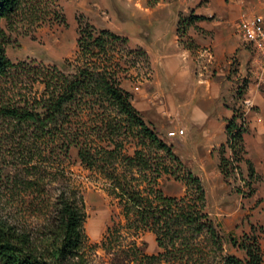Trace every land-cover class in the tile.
<instances>
[{
    "label": "rangeland",
    "instance_id": "obj_1",
    "mask_svg": "<svg viewBox=\"0 0 264 264\" xmlns=\"http://www.w3.org/2000/svg\"><path fill=\"white\" fill-rule=\"evenodd\" d=\"M242 14L264 17V0H20L14 12L0 19V46L8 60L0 74V216L17 214L11 219L26 223L28 229L39 221L29 216L25 206L20 204L21 198L16 201L12 194L14 176L22 174L26 166L33 136L29 124L12 116L10 110H42L47 95L42 82L44 74L55 68L65 74L73 73L80 27L90 25L94 33L109 29L127 37V42L111 44L106 54L95 56L96 63L111 65L121 86L130 92L135 107L141 101L143 104L149 102L143 111L148 119L145 122L172 147L181 164L171 161L165 152L148 142L142 143L132 120L118 114L112 105L87 102L82 106L79 116L72 122L75 144L70 146L66 156H60L64 160L47 164L52 166V171L56 167L58 171L65 169V176L83 197L86 217L82 253L86 264H176L166 259L157 261L144 257L163 252L159 241L166 239L163 234L156 233L153 224L146 226L135 222L132 213L129 219L126 217L123 200L112 191L114 182L110 173L114 170L126 175L140 189L157 188L165 195L176 197L191 190L187 183L188 172L198 176L205 190L204 210L224 236L222 248L215 251L216 260H213L212 251L206 264H218L221 254L244 257V251L230 241L234 238L239 243L244 234L257 236L264 264V118L255 103L248 99L252 82L255 90L264 93V89L262 83L253 79L254 53L237 32ZM178 20L214 24L224 21L228 23L224 35L228 33L231 41L236 40L235 49L225 53L219 67L208 72L209 78L222 79L221 101L232 113L239 114L246 128L242 142L244 151L236 158L225 141L214 149L218 157L216 164L211 161L215 156L211 152V157L203 154L202 163L197 165L194 150L200 149V133L195 131L193 141L182 140L178 134L182 133L183 125H166L170 120L168 110L171 115L174 110L172 93L168 92L173 90V78L165 71L166 67L174 68L177 59L168 57L167 62L166 59L158 61L161 41L172 34L176 24L174 38L183 47L194 48L180 24L178 28ZM142 45L151 51L154 67L150 56L142 54ZM154 68L160 76L159 83L153 81ZM143 90L148 92V97L135 96L143 94ZM174 96L179 102L188 99L187 93L180 88ZM108 117L110 119L104 120ZM244 137L250 138L249 151ZM37 145L46 154L45 143L37 142ZM80 148L87 153V159L78 155ZM109 149L113 154L107 153ZM135 150L148 156L151 169L144 170L130 163L128 158ZM220 151L228 158V163L223 164L225 174L218 166ZM246 160L251 161L253 174H249ZM199 168L203 170L198 171ZM144 179L147 180L142 181ZM59 184L57 180L50 183L49 194L55 195ZM198 240L201 243L202 235Z\"/></svg>",
    "mask_w": 264,
    "mask_h": 264
},
{
    "label": "trees",
    "instance_id": "obj_2",
    "mask_svg": "<svg viewBox=\"0 0 264 264\" xmlns=\"http://www.w3.org/2000/svg\"><path fill=\"white\" fill-rule=\"evenodd\" d=\"M19 3L20 0H0V19L14 12ZM195 18L199 19L198 16ZM181 21L178 20V28L180 24L183 31L192 24V21ZM119 41L127 42V37L109 29L94 33L90 25L80 27L73 73L65 74L55 68L44 74L42 82L47 95L42 103V110H10L12 116L29 124L33 136L28 146L30 155L25 161L26 166L22 174L14 176L12 194L16 201L18 197L21 198L20 204L25 206L29 216L38 218L40 222L31 224L28 229L26 223L19 222L17 218L11 219L17 214L0 216L2 264H86L82 253L85 247L83 222L86 217L83 197L65 176V169L59 168L61 170L58 171L56 167L52 171V166L47 163L64 160L60 156H66L70 146L75 144L73 118L79 116L82 106L87 102H97L98 106L104 103L112 105L118 114L132 120L142 143L148 142L165 152L171 161L181 164L172 147L158 137L154 128L145 122L140 110L131 103L130 92L121 86L116 71L110 68L111 65L96 63L95 56L99 53L106 54L108 47ZM142 54L145 55L146 52L142 50ZM7 63L4 50L0 46V74ZM238 116L234 111L227 119L225 128L226 141L235 158L244 151L242 142L246 131L243 120H239ZM106 119L110 118L104 120ZM37 142L45 143L46 154ZM107 153L113 154L110 149ZM78 155L84 160L88 158L82 148ZM128 160L144 170L151 169L148 156L141 150H135ZM246 162L249 174H253L255 170L251 161ZM224 163H228V158L220 151L218 166L223 174L226 173ZM110 178L114 182L113 193H118L127 209L126 217L129 219V214L132 213L135 222L144 223L146 226L153 224L156 233L163 234L166 239L159 241L164 248L163 252L144 257L157 261L166 259L176 264H206L210 252L213 251V260H216L215 251L222 248L221 241L224 236L209 213L204 210L205 190L198 176L188 172L187 183L191 190H186L179 197L165 195L157 188L140 189L126 175H119L115 170L110 173ZM56 180L60 184L53 197L49 194L48 185ZM145 180L147 179L142 181ZM33 228L39 230L36 232ZM110 231L108 228L107 232ZM201 235L203 240L200 243L197 238ZM256 240L257 236L251 234H244L239 243L230 238L232 245L241 248L245 256L221 254L218 264H262Z\"/></svg>",
    "mask_w": 264,
    "mask_h": 264
},
{
    "label": "crops",
    "instance_id": "obj_3",
    "mask_svg": "<svg viewBox=\"0 0 264 264\" xmlns=\"http://www.w3.org/2000/svg\"><path fill=\"white\" fill-rule=\"evenodd\" d=\"M227 24L228 23L224 21L218 24L200 20L193 21L184 32L186 36L188 35L189 40L193 42L194 48H185L174 38L175 29L177 27L175 24L172 34L161 41L162 52L158 51L157 54L158 61H160V59H166L167 62L168 57L177 59L174 68L166 67L167 70L165 71L166 75L169 74V76L173 78V90L168 92L169 94L172 93V106L174 110L173 115H171L168 110L167 115L170 120H168L169 122H167L166 125H183V132L178 134L179 136L181 135L180 137H182V140L186 139L187 141H193L195 131L200 133L199 140L202 142L199 146L200 149L194 150L197 165L200 164V162L202 163L201 157L203 154H209L211 157L210 153L214 152V149L218 147V145L227 140L225 131L226 123L227 119L233 114L232 110L227 108L221 101L224 90L222 79L217 78V80H215V78H209L208 75V72H211L215 67H219V64L224 59L225 53H231L236 47V40L231 41L229 36H227L228 33L224 35V29ZM229 32L232 34V28ZM143 47L152 60L151 51H149L148 48L146 49L145 46ZM205 50L210 52V58L206 56ZM182 56H185V58ZM152 66L154 67L153 60ZM153 75V81L155 82V80H158L157 83H159L160 76L156 75L155 68ZM253 79L256 81L254 76ZM258 83H262L261 88L264 89V79ZM252 85L253 82L248 92L251 94L248 99H251L255 103L258 107L260 116L264 118V93H261L258 89L255 90ZM178 88L187 93L188 99L184 102L177 101L174 96V92ZM135 96L148 97V92L143 90V94L136 93ZM147 103L149 102L143 104L141 101V103L136 104V108L140 110L145 121H148V119H145V113L143 111L147 107ZM257 137L260 138L261 134L259 136L257 135ZM249 139L244 137L247 146L249 144ZM259 149H261V147H259ZM249 150L250 148L248 146V151ZM262 150H264L263 146ZM214 155L211 161L214 160L216 164L218 157H216L215 152ZM201 169L203 170V168H199L198 171H201ZM220 184H223L222 180H220Z\"/></svg>",
    "mask_w": 264,
    "mask_h": 264
},
{
    "label": "built area",
    "instance_id": "obj_4",
    "mask_svg": "<svg viewBox=\"0 0 264 264\" xmlns=\"http://www.w3.org/2000/svg\"><path fill=\"white\" fill-rule=\"evenodd\" d=\"M237 32L254 53L253 76L260 82L264 79V17L242 14L237 22ZM205 53L208 58L211 57L208 50H205ZM180 132H183V129Z\"/></svg>",
    "mask_w": 264,
    "mask_h": 264
},
{
    "label": "bare ground",
    "instance_id": "obj_5",
    "mask_svg": "<svg viewBox=\"0 0 264 264\" xmlns=\"http://www.w3.org/2000/svg\"><path fill=\"white\" fill-rule=\"evenodd\" d=\"M262 152V151H261Z\"/></svg>",
    "mask_w": 264,
    "mask_h": 264
}]
</instances>
